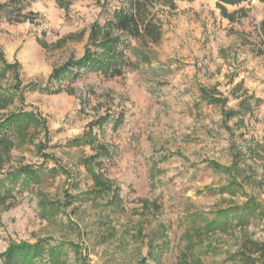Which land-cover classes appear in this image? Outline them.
Here are the masks:
<instances>
[{
    "label": "rangeland",
    "instance_id": "rangeland-1",
    "mask_svg": "<svg viewBox=\"0 0 264 264\" xmlns=\"http://www.w3.org/2000/svg\"><path fill=\"white\" fill-rule=\"evenodd\" d=\"M119 4L68 0L64 7L40 0L20 21L0 13V50L18 64V77L8 71L0 78V99L14 95L7 104L0 100V117L25 108L46 123L10 150L0 148L1 175L21 165L43 169L40 182L17 184L0 198V252L12 242L52 238L77 247L67 245V264H140L149 238L163 226L169 248L149 264H264V55L257 53L263 3L228 6L249 9L246 18L230 22L216 0H179L162 15L164 36L150 46V62L129 52L135 66L122 77L90 72L50 80L56 66L84 54L91 25H103ZM203 89L220 102L204 99ZM249 96L252 112L239 106ZM106 116L104 128H91ZM121 117L114 130V118ZM89 132L113 152L95 167L113 182L119 199L112 203V193L96 200L85 195L95 183L83 161L98 148L97 141L86 142ZM250 201L257 208L246 210L240 225L234 209ZM221 209H232L229 223L195 237L188 250L182 236L196 225L190 215ZM247 240L262 250L244 248Z\"/></svg>",
    "mask_w": 264,
    "mask_h": 264
},
{
    "label": "trees",
    "instance_id": "trees-1",
    "mask_svg": "<svg viewBox=\"0 0 264 264\" xmlns=\"http://www.w3.org/2000/svg\"><path fill=\"white\" fill-rule=\"evenodd\" d=\"M40 0H6L0 2V13L5 15L9 20L20 21L26 19L25 11L31 3ZM62 6L68 4V0H57ZM179 0H119V6L113 10L112 17L101 25L99 22H94L91 25V32L88 38V45L84 54L77 59H69L60 66H56L50 76V80L62 82L64 79L78 80L86 73L99 72L106 77H122L127 68H133L135 63L128 57L129 52H133L142 61L150 62L152 52L150 46L159 44L164 36V28L162 25V15L166 13V9L174 10L176 3ZM246 0H216V6L220 9L224 18L230 22L239 21L246 18L249 14V9L240 7L235 10H229L228 6H240ZM263 3L264 0H260ZM257 38L259 40L260 56L264 55V10L259 27L257 28ZM138 43V47H133L132 42ZM18 64H10L5 60L2 51L0 50V78H3L8 71L14 72L17 76ZM18 77V76H17ZM34 85V83H31ZM61 87V86H60ZM52 92H61V88L56 90L48 88ZM18 91L17 89L14 90ZM201 96L211 103H218L220 99H216L208 94L204 89L201 91ZM252 96L241 99L240 108L247 112H252L253 105ZM14 95L7 93L1 97L4 104L12 102ZM236 111L229 112L233 115ZM109 121V116L98 118L91 124L99 125L104 128V125ZM46 123L41 116L35 111H28L25 108L16 110L0 117V148L10 150L15 144L17 138L25 137L34 127L38 130L40 127H45ZM123 125L121 118H114V130L119 129ZM31 136V135H30ZM86 142L94 145L98 142V148L95 155L83 161L87 168L95 187L87 192L86 197H91L96 200L99 197H106L112 193L108 202L118 200L117 192L113 190V182L104 179L100 173L95 172V167L102 168L105 160H110L113 157V152L107 146L97 140V136L92 132L86 134ZM81 137L75 140L80 142ZM45 159L48 157L44 156ZM213 167L217 170L225 169L223 166L213 163ZM60 166H58L59 168ZM61 168V167H60ZM62 169V168H61ZM55 174L57 168L49 170ZM43 176L42 166L21 165L16 169L6 171L3 175L0 174V198L11 196L13 188L19 184L24 188L32 186L34 183L41 181ZM67 198L73 197L70 193H66ZM257 208V203L250 201L249 203L234 209L238 223L241 225L245 219V211ZM232 209H221L214 212L211 216L204 213L190 215L189 221H192L191 229H187L182 236V241L186 242L187 249L190 250L194 244V238L201 237L206 232H212L219 228L225 227L230 220ZM159 227V226H158ZM167 233L163 226L157 228L149 238V251L147 255L141 258L140 264H149V260H160L162 252H166L169 248L167 242ZM162 238L160 244L158 240ZM73 243L57 242L51 239H38L31 243L20 241V243L12 242L4 252H0V264H67L63 257L67 255V245ZM251 245L252 252L262 250L261 245L256 240H247L243 246L248 248ZM77 250V247L75 246ZM243 255L245 253L243 252ZM245 259H248L245 255ZM251 262H255L249 258Z\"/></svg>",
    "mask_w": 264,
    "mask_h": 264
}]
</instances>
